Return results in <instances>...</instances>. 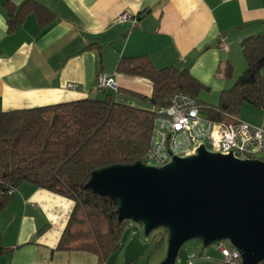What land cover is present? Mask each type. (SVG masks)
Here are the masks:
<instances>
[{"label": "crops", "instance_id": "crops-1", "mask_svg": "<svg viewBox=\"0 0 264 264\" xmlns=\"http://www.w3.org/2000/svg\"><path fill=\"white\" fill-rule=\"evenodd\" d=\"M122 13L131 20L118 22ZM262 33L264 0H0V109L95 98L100 74L115 80L119 100L147 109L152 83L117 73L121 59L145 57L157 69L187 70L201 87V110H207L201 89L215 92L219 102L246 67L241 42ZM226 64L233 69L230 78L218 73ZM239 120L264 128V110L244 104ZM75 207L72 199L22 184L0 212V264H159L165 259L167 233L153 245L155 237L144 240L142 226L133 223L118 250L105 257L97 250L60 249ZM188 263L224 264L215 248L198 244L180 250L175 264Z\"/></svg>", "mask_w": 264, "mask_h": 264}, {"label": "trees", "instance_id": "trees-1", "mask_svg": "<svg viewBox=\"0 0 264 264\" xmlns=\"http://www.w3.org/2000/svg\"><path fill=\"white\" fill-rule=\"evenodd\" d=\"M42 13L36 11L40 19ZM9 22L12 28L14 22ZM240 49L246 67L234 85L220 93L218 104L206 107L211 120L235 123L244 104L264 110V33L244 39ZM117 73L149 80L153 92L147 100L156 109L166 107L175 92L198 99L201 88L187 70L157 69L145 57L121 59ZM218 73L230 78L233 69L226 64ZM110 92L51 106L0 109V212L24 183L74 200L76 207L59 244L62 250H97L105 257L118 250L131 224L118 221L115 201L92 193L86 185L96 169L143 161L153 114L150 106L132 107L118 97L112 103ZM11 190L15 192L9 195Z\"/></svg>", "mask_w": 264, "mask_h": 264}, {"label": "water", "instance_id": "water-1", "mask_svg": "<svg viewBox=\"0 0 264 264\" xmlns=\"http://www.w3.org/2000/svg\"><path fill=\"white\" fill-rule=\"evenodd\" d=\"M86 187L117 203L119 222L142 226L145 236L165 230L166 257L159 264H175L194 240L203 248L228 242L241 264L264 262V160H239L201 146L163 167L139 161L96 169Z\"/></svg>", "mask_w": 264, "mask_h": 264}, {"label": "built area", "instance_id": "built-area-1", "mask_svg": "<svg viewBox=\"0 0 264 264\" xmlns=\"http://www.w3.org/2000/svg\"><path fill=\"white\" fill-rule=\"evenodd\" d=\"M131 18L128 13H122L117 21L127 22ZM96 90H111L114 92L112 103L117 100V84L105 74L97 76ZM146 104L150 106L149 100ZM150 109L153 114L150 144L142 161L148 166L163 167L173 157L194 155L201 146L210 153L232 155L239 160H264V128L240 120L235 123L204 120L199 116L201 104L189 94L175 92L168 98L166 107L150 106ZM14 192L11 190L8 194ZM214 246L224 264H241L240 253L226 241Z\"/></svg>", "mask_w": 264, "mask_h": 264}, {"label": "rangeland", "instance_id": "rangeland-1", "mask_svg": "<svg viewBox=\"0 0 264 264\" xmlns=\"http://www.w3.org/2000/svg\"><path fill=\"white\" fill-rule=\"evenodd\" d=\"M199 98L201 101L205 102L206 104H209L212 106L217 105L216 103H212V102H217V94L215 92H212V91L208 92L207 90L202 88ZM199 116H200V118H202L204 120H207L210 118L209 112L205 109L200 110ZM137 226L140 227V225H137ZM163 233H165V230L160 228V229L153 231L149 236H144L143 239L144 240L145 239H152L153 237H155L154 242H153V245H155L160 241V239H161L160 235ZM166 241H167V238H166ZM164 243H165V240H164ZM195 244L202 246V244L199 241L194 240V241H190L187 244H185V247L183 246V248H181V251H182V249L184 250V248L188 247V245H195ZM227 244H229V243L227 242ZM207 248H215V246L211 245Z\"/></svg>", "mask_w": 264, "mask_h": 264}]
</instances>
